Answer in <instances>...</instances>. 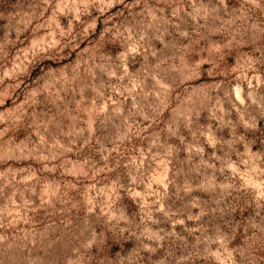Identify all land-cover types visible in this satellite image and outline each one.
Here are the masks:
<instances>
[{"label": "rangeland", "instance_id": "374dc122", "mask_svg": "<svg viewBox=\"0 0 264 264\" xmlns=\"http://www.w3.org/2000/svg\"><path fill=\"white\" fill-rule=\"evenodd\" d=\"M0 237V264H264V0H0Z\"/></svg>", "mask_w": 264, "mask_h": 264}, {"label": "clouds", "instance_id": "9594fccd", "mask_svg": "<svg viewBox=\"0 0 264 264\" xmlns=\"http://www.w3.org/2000/svg\"><path fill=\"white\" fill-rule=\"evenodd\" d=\"M221 3H223V0H221ZM127 31H129V32H131V29H127ZM184 35H187V33H184ZM129 39H131V37L129 36ZM140 39L141 40H143L144 39V36L143 35H141V37H140ZM216 51H219V49L217 48V49H215ZM131 51L132 52H136L137 51V49H136V47L134 46V47H132L131 48ZM203 61H201L200 63H202ZM200 66V64L198 63L197 64V67H199ZM219 72V69L218 68H213V69H210L209 70V75H214V74H217ZM242 91V90H241ZM226 96H228L229 98H231V93H226ZM3 238L2 237H0V240H2Z\"/></svg>", "mask_w": 264, "mask_h": 264}]
</instances>
